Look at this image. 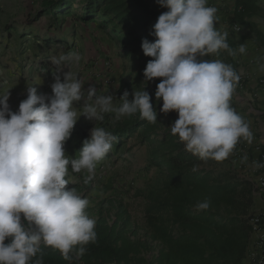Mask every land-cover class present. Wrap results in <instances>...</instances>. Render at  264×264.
Here are the masks:
<instances>
[{
    "label": "clouds",
    "instance_id": "clouds-1",
    "mask_svg": "<svg viewBox=\"0 0 264 264\" xmlns=\"http://www.w3.org/2000/svg\"><path fill=\"white\" fill-rule=\"evenodd\" d=\"M156 2L168 10L153 25L155 41L142 40L143 53L153 58L144 69L145 80L161 78L155 97L163 101L161 112L178 113L170 128L185 150L204 161H224L241 139L251 144L253 133L230 104L240 75L231 64L204 58L220 51L246 54L247 45L230 47L229 33L215 27L218 9L207 6V0ZM49 61L56 68L51 95H38L30 86L27 98L13 112L9 93L0 94V264H43L41 244L76 264L86 246L96 242V221L86 214L89 199L66 187L78 182L69 176V167L73 173L86 172L84 183L91 182L97 163L117 137L95 126L83 141L79 158L69 157L65 143L81 116L97 122L107 113H115L118 120L138 112L142 120L157 122L144 88L134 91L131 100L124 91L117 107L112 94L97 95L92 85L85 89L84 80L72 70L79 67L81 54L61 48ZM259 71L264 73V63ZM195 207L207 210L209 204Z\"/></svg>",
    "mask_w": 264,
    "mask_h": 264
},
{
    "label": "trees",
    "instance_id": "trees-1",
    "mask_svg": "<svg viewBox=\"0 0 264 264\" xmlns=\"http://www.w3.org/2000/svg\"><path fill=\"white\" fill-rule=\"evenodd\" d=\"M75 6L79 10L70 14ZM257 10L252 0H236V24ZM43 15L58 28L65 16L82 23L96 19L128 52L153 59L141 47L143 39H156L151 33L159 15L148 0H44L39 17ZM160 80H145L156 112L163 104L155 97ZM157 127V122L142 120L137 112L112 133L117 137L112 147L119 148L123 138L141 129L150 148V164L163 174L161 185L146 198L145 227L132 221L124 203L112 201L114 216L109 221L102 211L98 214L97 240L86 246L76 264H241L251 234L252 183L238 173L219 171L211 159L201 160L185 150L178 136L159 133ZM200 202H208L209 208L197 211ZM40 248L43 264H70L59 251L43 244ZM153 250L152 258L144 256Z\"/></svg>",
    "mask_w": 264,
    "mask_h": 264
},
{
    "label": "rangeland",
    "instance_id": "rangeland-1",
    "mask_svg": "<svg viewBox=\"0 0 264 264\" xmlns=\"http://www.w3.org/2000/svg\"><path fill=\"white\" fill-rule=\"evenodd\" d=\"M44 0H0V94L9 93V106L13 112L18 111L21 101L27 98V88L34 86L38 95L52 94L51 84L54 83L56 68L49 61V56L56 54L61 48L65 53L78 52L82 56L79 67L73 66L85 82V89L95 86L97 95L112 94L114 105L119 106L120 97L128 91L132 99L134 91L148 89L143 75L147 58L141 53H130L126 46L114 41L109 31L94 19L82 23L71 16H65L60 28L55 26L50 17H39ZM79 9L75 6L70 14ZM69 14V15H70ZM122 47L125 55L121 60L103 59V53ZM69 69L65 66L63 72ZM61 74V79H62ZM47 102V101H46ZM83 100L76 104L80 107ZM161 109V108H160ZM157 110V131H169L178 113L167 114ZM130 116L115 119V113L105 114L103 121H89L81 116L77 121L71 137L65 143L66 154L71 158H79L78 144L90 136L93 127H102L113 133L125 124ZM142 130H138L130 138H123L120 147H112L109 153L97 163L95 179L85 184L86 172L73 173L69 167V176H74L77 183L66 187L75 188L77 193L87 197L90 206L86 214L96 219L102 211L109 221L114 216L112 201H121L127 206L132 221L140 228L145 227V209L149 192L161 185L162 172L150 164V148L143 141ZM83 146V145H82ZM241 152L243 148L240 149ZM240 152V153H241ZM228 157L224 161L212 160L219 171L238 173L240 178L250 181L253 185V206L250 216L262 208L253 182L254 171L244 163L243 153ZM235 160L236 164L232 162ZM223 162V163H222ZM235 165V166H234ZM249 216V219H250ZM155 250L146 253L152 258Z\"/></svg>",
    "mask_w": 264,
    "mask_h": 264
},
{
    "label": "crops",
    "instance_id": "crops-1",
    "mask_svg": "<svg viewBox=\"0 0 264 264\" xmlns=\"http://www.w3.org/2000/svg\"><path fill=\"white\" fill-rule=\"evenodd\" d=\"M252 1L258 7L256 13L247 16L243 24H236V0H207V6L218 9L215 27L221 32L229 33L230 47L235 50L240 44L247 45L246 54H239L237 51L235 56H231L226 51H220L212 54L211 60L218 59L231 64L240 75L230 104L249 124L253 140L249 144L241 139L234 150L238 152V156L243 153V159L247 156L244 163L248 165L257 156L256 147L261 146L264 149V73L259 71V64L264 63V60L259 59L264 58V0ZM148 2L158 15L168 10L161 7L156 0H148ZM236 26L239 27V31L235 30ZM123 48L125 47H122L120 51L115 48L108 53V57L104 50L102 57L121 60L126 53ZM241 148H243L242 152ZM235 160L233 164L237 163Z\"/></svg>",
    "mask_w": 264,
    "mask_h": 264
},
{
    "label": "built area",
    "instance_id": "built-area-1",
    "mask_svg": "<svg viewBox=\"0 0 264 264\" xmlns=\"http://www.w3.org/2000/svg\"><path fill=\"white\" fill-rule=\"evenodd\" d=\"M235 30L239 31V27L236 26ZM256 152L257 156L252 160L250 168L254 171L253 182L263 206L250 216L251 234L241 264H264V167L256 166L257 163L264 165V149L257 146ZM235 156L231 154V157Z\"/></svg>",
    "mask_w": 264,
    "mask_h": 264
}]
</instances>
